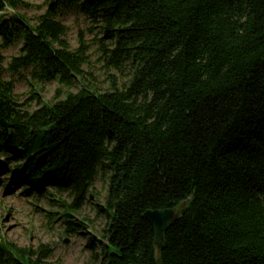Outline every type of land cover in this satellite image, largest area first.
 I'll use <instances>...</instances> for the list:
<instances>
[{
    "label": "trees",
    "instance_id": "trees-1",
    "mask_svg": "<svg viewBox=\"0 0 264 264\" xmlns=\"http://www.w3.org/2000/svg\"><path fill=\"white\" fill-rule=\"evenodd\" d=\"M47 1L31 24L18 13L29 4L0 0V69L20 44L8 71L59 86L51 102L33 95L31 111L0 80V156L28 161L11 170L23 189L68 193L70 235L72 213L108 182L106 242L88 235L90 264H157L145 212L182 206L162 264H264V0ZM63 11L99 36L72 49ZM93 48L105 90L88 69ZM48 257L0 238V264Z\"/></svg>",
    "mask_w": 264,
    "mask_h": 264
},
{
    "label": "rangeland",
    "instance_id": "rangeland-1",
    "mask_svg": "<svg viewBox=\"0 0 264 264\" xmlns=\"http://www.w3.org/2000/svg\"><path fill=\"white\" fill-rule=\"evenodd\" d=\"M22 1L30 7L20 8L18 13L26 15L31 24H35L48 8L47 0ZM12 14V10L7 11V17ZM59 20L67 27L65 37L72 49L78 47L81 34L89 42L99 36L98 27L92 28L91 22L82 15L63 11ZM21 48L18 44L1 51L3 62L0 80L12 83L15 99L34 111L40 104L32 99L33 95L40 98L42 103L51 102L59 86L56 83L46 86L33 83L30 72L16 74L8 71L9 63L19 56ZM94 50L95 48L92 50L88 69L92 72L95 83L105 90L109 85ZM0 161L3 162L4 157L0 156ZM27 162L19 159L15 163H8L4 172V166H0V238L18 249L30 252L47 247L49 257L45 264H90L88 235L93 236L99 243L106 242L107 218L101 211L106 202L108 182L100 178L96 181L91 193L94 196L91 195L89 202L79 212L72 213L77 233L67 235L68 226L61 216L65 212L64 204L70 205L72 198L68 193L57 192L48 186L44 187L42 193L34 191L35 188L31 185L24 190L21 173L17 171L13 174L11 169L15 170L17 166H24ZM81 222H84L86 228L79 227Z\"/></svg>",
    "mask_w": 264,
    "mask_h": 264
},
{
    "label": "water",
    "instance_id": "water-1",
    "mask_svg": "<svg viewBox=\"0 0 264 264\" xmlns=\"http://www.w3.org/2000/svg\"><path fill=\"white\" fill-rule=\"evenodd\" d=\"M186 212L184 206L177 209L148 210L145 218L154 229V246L156 249V262L162 264L161 252L166 249L165 233L173 226Z\"/></svg>",
    "mask_w": 264,
    "mask_h": 264
}]
</instances>
